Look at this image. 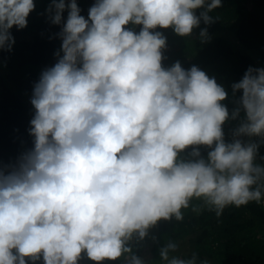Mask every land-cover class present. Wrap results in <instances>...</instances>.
<instances>
[{"label":"clouds","instance_id":"clouds-1","mask_svg":"<svg viewBox=\"0 0 264 264\" xmlns=\"http://www.w3.org/2000/svg\"><path fill=\"white\" fill-rule=\"evenodd\" d=\"M221 6L94 0L86 18L77 0H49L47 18L60 26L61 44L32 88V147L0 163V264L116 261L131 253L134 235L142 240L161 220L183 221L185 210L220 217L229 206L264 200V164L257 163L264 68L249 66L231 84L233 97L240 95L230 112L215 77L197 65L162 63L167 38L158 29L187 37L199 28L207 42L209 13ZM34 9V0H0V49L11 50V29L25 28ZM241 112L226 140L224 124ZM177 249L167 242L160 260L197 264L195 253L170 256ZM128 264L145 262L131 255Z\"/></svg>","mask_w":264,"mask_h":264},{"label":"trees","instance_id":"trees-1","mask_svg":"<svg viewBox=\"0 0 264 264\" xmlns=\"http://www.w3.org/2000/svg\"><path fill=\"white\" fill-rule=\"evenodd\" d=\"M94 0L77 1L81 15L87 18V10ZM35 9L27 17V26L11 29L14 43L11 50L0 49V163L15 162L17 157L32 147L29 135L30 119L34 109L30 104L32 88L46 67L52 66L61 41L56 33L60 26L47 18L49 0H34ZM200 10H197L199 14ZM214 22L207 25L210 39L201 43L199 28L191 36L180 37L171 28L158 29L166 36L165 67L179 61L185 69L197 65L209 76L215 77L228 92L223 101L229 111L236 106L231 84L238 82L249 66L264 68V0H222V6L209 13ZM66 19L67 12L63 14ZM206 27L203 22L200 28ZM139 30V26H135ZM224 124L225 138L231 140V132L242 119ZM258 140L259 138L243 137ZM207 149L201 147L206 154ZM182 155H186L182 154ZM264 144L258 150L257 163L264 164ZM195 203V201H194ZM153 241L154 264H166L159 257V249L169 241L178 244L171 255L190 258L197 256V264H264V203L250 202L241 207L229 206L220 217L204 211L199 214L185 210L183 221H159L149 228ZM153 233V234H152ZM149 234L142 239L146 243ZM137 236L128 241L130 255L139 256L141 246ZM105 260L100 264H118ZM90 261V264L97 262Z\"/></svg>","mask_w":264,"mask_h":264},{"label":"rangeland","instance_id":"rangeland-1","mask_svg":"<svg viewBox=\"0 0 264 264\" xmlns=\"http://www.w3.org/2000/svg\"><path fill=\"white\" fill-rule=\"evenodd\" d=\"M262 202L264 203V200H262ZM148 236L149 238L146 239V243H143L142 244V240H138L137 242H139L140 246H141V250L139 251V258H141L145 264H154V255H153V251H152V245H153V241H154V237H151V232L150 230H148ZM153 234V233H152ZM131 255L130 253H126L123 258L118 261V264H128V261L130 259ZM84 258V261L87 263V264H90V261L89 259L86 257V256H83Z\"/></svg>","mask_w":264,"mask_h":264},{"label":"built area","instance_id":"built-area-1","mask_svg":"<svg viewBox=\"0 0 264 264\" xmlns=\"http://www.w3.org/2000/svg\"><path fill=\"white\" fill-rule=\"evenodd\" d=\"M77 1H79V0H77ZM82 258H83V257H82ZM82 258L79 260L78 264H85V263L82 261V260H83Z\"/></svg>","mask_w":264,"mask_h":264},{"label":"crops","instance_id":"crops-1","mask_svg":"<svg viewBox=\"0 0 264 264\" xmlns=\"http://www.w3.org/2000/svg\"><path fill=\"white\" fill-rule=\"evenodd\" d=\"M39 264H43V262L41 261V262H39Z\"/></svg>","mask_w":264,"mask_h":264}]
</instances>
